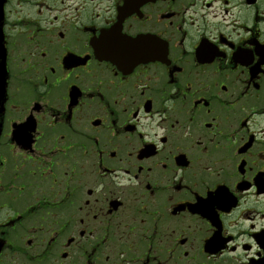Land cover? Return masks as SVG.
<instances>
[{
  "label": "flooded vegetation",
  "instance_id": "af4514ba",
  "mask_svg": "<svg viewBox=\"0 0 264 264\" xmlns=\"http://www.w3.org/2000/svg\"><path fill=\"white\" fill-rule=\"evenodd\" d=\"M1 8L0 264H264V0Z\"/></svg>",
  "mask_w": 264,
  "mask_h": 264
}]
</instances>
